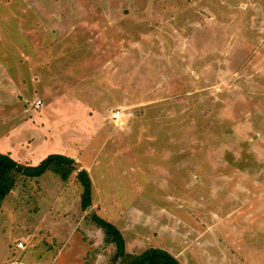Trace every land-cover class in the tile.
<instances>
[{
    "label": "rangeland",
    "instance_id": "rangeland-1",
    "mask_svg": "<svg viewBox=\"0 0 264 264\" xmlns=\"http://www.w3.org/2000/svg\"><path fill=\"white\" fill-rule=\"evenodd\" d=\"M45 140L76 170L18 180L0 264H118L93 215L127 253L264 264V0H0V150Z\"/></svg>",
    "mask_w": 264,
    "mask_h": 264
},
{
    "label": "trees",
    "instance_id": "trees-1",
    "mask_svg": "<svg viewBox=\"0 0 264 264\" xmlns=\"http://www.w3.org/2000/svg\"><path fill=\"white\" fill-rule=\"evenodd\" d=\"M75 166V160L63 154H49L37 165H28L19 163L8 154L0 152V207L19 179L37 178L51 171L66 181L72 171L76 170ZM75 178L82 189L81 207L85 210L91 205V179L84 169L78 170ZM92 219L104 231L107 242L115 246V256L112 262L118 259V264H180L175 256L156 247L147 248L141 253H127L124 237L114 224L97 215H93Z\"/></svg>",
    "mask_w": 264,
    "mask_h": 264
},
{
    "label": "crops",
    "instance_id": "crops-1",
    "mask_svg": "<svg viewBox=\"0 0 264 264\" xmlns=\"http://www.w3.org/2000/svg\"><path fill=\"white\" fill-rule=\"evenodd\" d=\"M43 31H44V33H47L48 32V29L47 28H43L42 29ZM50 48V45L46 48H39L38 49V53H44V52H46V49H49ZM36 52V51H35ZM47 58V57H46ZM45 58H43L42 60H44ZM74 109V108H73ZM38 118L40 119V120H42V121H45V122H47V120H45V117H42L41 115L40 116H38ZM35 119V118H34ZM25 126V125H24ZM9 141V140H8ZM46 141V140H45ZM40 142V141H39ZM50 141H46L44 144H42V145H40L37 149H35L34 150V153L33 154H31V158H32V160H28V165H37L38 163H39V161L40 160H42V159H44L47 155H49V154H52V153H61V154H63V155H69L68 153H70V150L68 149V151L67 150H64V152L63 151H52V150H49L48 152H46L45 154H43L41 157H39V158H37V159H34L33 158V156L34 155H38V153L40 152V150L39 149H41V148H43V146L44 147H47V145H49L48 143H49ZM37 144V143H36ZM0 152H2L1 150H0ZM2 153H5L4 151L2 152ZM27 155H29V154H27ZM25 157H28V156H25ZM14 159V158H13ZM75 161H78V160H75ZM22 163H24L25 164V162L24 161H21ZM20 163V162H19ZM132 165V164H131ZM132 166H134V168H135V165L133 164ZM79 167L80 168H83V167H85V169H87L86 171H88V173H90V170H89V168H90V166L88 167V166H82V164L80 163V165H79ZM132 169V171H137L136 170V168L135 169ZM137 168H139V167H137ZM157 168L158 169H162L163 170V168H161L160 167V165L159 166H157ZM84 169V170H85ZM138 173V172H137ZM132 174H135V173H132ZM138 184H140L138 181H136ZM140 186L138 187V189H136V191L138 192V193H140Z\"/></svg>",
    "mask_w": 264,
    "mask_h": 264
},
{
    "label": "built area",
    "instance_id": "built-area-1",
    "mask_svg": "<svg viewBox=\"0 0 264 264\" xmlns=\"http://www.w3.org/2000/svg\"><path fill=\"white\" fill-rule=\"evenodd\" d=\"M42 104V102H41V100H35V102H34V105H35V107H39L40 105ZM117 115H118V112H116V113H114L113 115H112V117L113 118H116L117 117ZM16 247L18 248V249H22V248H24V244H23V242L22 241H20V242H18L17 244H16Z\"/></svg>",
    "mask_w": 264,
    "mask_h": 264
}]
</instances>
